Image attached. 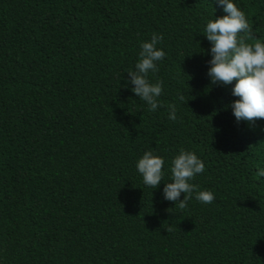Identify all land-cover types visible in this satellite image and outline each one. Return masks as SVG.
I'll list each match as a JSON object with an SVG mask.
<instances>
[{
    "label": "trees",
    "instance_id": "1",
    "mask_svg": "<svg viewBox=\"0 0 264 264\" xmlns=\"http://www.w3.org/2000/svg\"><path fill=\"white\" fill-rule=\"evenodd\" d=\"M236 2L264 37V0ZM212 13L215 0H0V264H264V119L237 123L231 85L209 82ZM154 33L152 112L123 85ZM181 149L204 162L190 182L211 203L143 184L145 151L167 165Z\"/></svg>",
    "mask_w": 264,
    "mask_h": 264
},
{
    "label": "clouds",
    "instance_id": "2",
    "mask_svg": "<svg viewBox=\"0 0 264 264\" xmlns=\"http://www.w3.org/2000/svg\"><path fill=\"white\" fill-rule=\"evenodd\" d=\"M215 4L224 14L214 18L213 9L203 27V36L210 44L206 75L211 85H231V96L236 99L224 107L231 109L237 123L264 119V37L251 36L248 18L236 0H215ZM161 39L154 33L150 40L139 43L136 62L127 71L128 80L123 85H131L130 91L152 112L160 106L163 91L161 81L149 79V73H155L166 56L163 48L158 47ZM186 102L185 96L179 94L176 102L168 105V119L175 120L177 103ZM135 168L145 186L155 189L163 183L162 198L181 208L192 195L205 204L214 199L212 191H197V186L190 182L204 171V162L192 151L179 150L166 165L163 156L148 150L136 160ZM165 175H170L169 182H162ZM255 175L264 178V167H258Z\"/></svg>",
    "mask_w": 264,
    "mask_h": 264
}]
</instances>
